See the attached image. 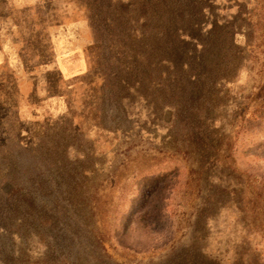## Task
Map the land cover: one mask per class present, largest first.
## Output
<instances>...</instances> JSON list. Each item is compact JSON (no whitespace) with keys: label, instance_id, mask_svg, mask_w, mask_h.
Returning <instances> with one entry per match:
<instances>
[{"label":"rangeland","instance_id":"1","mask_svg":"<svg viewBox=\"0 0 264 264\" xmlns=\"http://www.w3.org/2000/svg\"><path fill=\"white\" fill-rule=\"evenodd\" d=\"M104 1L0 0V264L52 252L43 227L20 240L14 185L1 187L41 145L67 149L97 187L92 228L111 264H262L264 201L247 202L264 199V0H178L181 39L216 82L194 136L158 107L157 26L134 23L144 10L130 0ZM106 5L114 38L96 27Z\"/></svg>","mask_w":264,"mask_h":264},{"label":"trees","instance_id":"2","mask_svg":"<svg viewBox=\"0 0 264 264\" xmlns=\"http://www.w3.org/2000/svg\"><path fill=\"white\" fill-rule=\"evenodd\" d=\"M134 2L130 0L124 8H128L130 4L136 10L143 9L144 13L136 14L133 22H141L145 27L152 24L157 26L158 47L152 52H158L160 59L157 62L163 69L159 73L160 81L156 83L161 96L158 107H162V111L169 109L172 112L170 121L167 122L172 129L183 125L187 129V136H194L192 132L198 128V124H203V120L207 123L216 109L212 101L216 86L215 79L211 76L213 60H210V65L193 63L192 58L196 54L191 49L195 48L189 47L179 34L180 25L176 21L179 14L178 0H144V3L141 0L138 5H134ZM106 6L105 10L109 11L110 16L106 15L96 27L114 38L112 29L116 26L114 20L117 19L110 12L111 6ZM104 22L109 25L103 27ZM165 22L168 25L164 27ZM133 33L138 34L141 39L146 36L143 29L139 33L134 30ZM163 46L166 47L165 54H162ZM221 62L222 60L218 63L214 61L216 68ZM227 74L219 76L220 79L226 78ZM103 75V87L106 89L110 87L111 76L106 73ZM42 147L41 145L33 154L34 161L31 164H14L10 174L14 172L15 175L7 176L1 184L2 187L10 181L14 185L13 191L7 195V201L14 203L19 211L20 240L24 242L31 237L29 235L32 232L43 227L48 234L42 240L52 251L47 256L46 264H111L100 233H95L92 228L96 215L97 187L93 189L78 162H72L68 158L67 149L60 150L56 145L53 150L46 148L43 151ZM54 151L59 153L52 154ZM244 193L245 186L239 197L240 203L247 200ZM251 195L247 202L249 208L252 211H263L260 206L251 207L256 198L264 201L262 196L255 191ZM15 205L13 208L16 210ZM85 208L89 209L88 214L85 213ZM34 222L38 223L33 224ZM37 226L41 228H36ZM260 262L261 260H250L248 264ZM170 264L196 263L187 258L172 260Z\"/></svg>","mask_w":264,"mask_h":264}]
</instances>
